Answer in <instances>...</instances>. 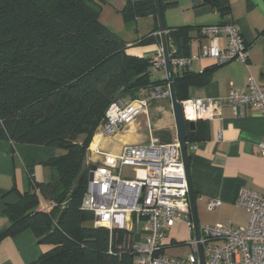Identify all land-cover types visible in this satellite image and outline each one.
<instances>
[{
    "label": "trees",
    "instance_id": "trees-1",
    "mask_svg": "<svg viewBox=\"0 0 264 264\" xmlns=\"http://www.w3.org/2000/svg\"><path fill=\"white\" fill-rule=\"evenodd\" d=\"M105 1L0 0V140L62 151L45 162L49 180L31 178V191L4 211L9 224L0 230V240L29 229L50 246L29 264H133L132 235L93 225V212L81 207L89 173L84 162L110 103L136 99L142 89L167 87V81L152 77L153 58L127 53L126 42L99 21V2ZM176 1L159 0L162 13ZM202 2L221 17L229 12V0ZM120 12L125 22L146 16L156 21L154 0H126ZM192 28L166 27L168 47L187 55ZM157 30L155 24L138 42L157 40ZM185 69L173 71L178 101L211 71ZM200 121L185 145L202 138ZM155 137L172 141L167 129L156 130Z\"/></svg>",
    "mask_w": 264,
    "mask_h": 264
},
{
    "label": "crops",
    "instance_id": "crops-1",
    "mask_svg": "<svg viewBox=\"0 0 264 264\" xmlns=\"http://www.w3.org/2000/svg\"><path fill=\"white\" fill-rule=\"evenodd\" d=\"M114 1L99 2V21L126 42L127 53L153 58L161 47L158 30L153 33L158 35L157 40L146 44L138 40L150 33L157 20L146 16L134 22H125L120 11L126 0ZM163 20L165 28L184 25L193 27L189 31L190 54H197L200 46L208 43V39L199 34V27L223 21L235 25L249 45L246 63L235 60L216 64L211 59L193 60L185 71L200 73L205 68H211V71L205 83L189 86L187 99L226 97L232 88L244 85L248 75L259 85H264V0H229V12L223 17L215 9L203 4L202 0H177L174 6L164 9ZM128 24H135L136 32L127 34ZM219 44L225 45L223 37L219 39ZM155 71L151 72L153 78L164 77V71ZM165 86L161 84L155 88L142 89L139 96L143 93L160 96L166 91ZM171 117L165 115L164 124L161 123L156 130H169L174 140L172 114ZM198 129L202 138L186 144V154L199 226H246L249 213L235 204V195L239 186L264 195V160L257 151V144L264 140V117L254 109L240 107L238 113L234 114L230 106L224 103L220 116L200 121ZM121 137L118 131L101 137L100 147L110 153H117L120 143L124 142ZM61 152L49 146L0 140V230L9 224L4 212L6 206L17 202L19 194L31 191V178L38 183L47 182L51 172L45 162ZM211 200L218 201V205L209 209L207 204ZM180 231H187L185 224L176 220L167 231L165 253L167 247L186 243L187 239L179 238ZM49 248V245L39 243L31 230L25 229L0 240V264H29ZM168 255L177 257L179 253Z\"/></svg>",
    "mask_w": 264,
    "mask_h": 264
},
{
    "label": "built area",
    "instance_id": "built-area-1",
    "mask_svg": "<svg viewBox=\"0 0 264 264\" xmlns=\"http://www.w3.org/2000/svg\"><path fill=\"white\" fill-rule=\"evenodd\" d=\"M199 34L208 39L197 54H179L174 45L168 47L172 71L180 73L195 59H211L216 64L231 61L246 63L249 45L238 28L231 23L203 25ZM225 39V45L219 39ZM154 69L164 71L161 47L153 57ZM163 94L168 95V89ZM186 122L208 120L220 116L227 103L234 114L238 108L254 109L264 117V85L248 75L246 83L232 88L223 98H196L180 101ZM146 99L136 98L110 103L102 118L99 139L129 124L145 111ZM89 143L87 155H101L93 161L88 173L87 189L81 207L93 212V225L128 231L133 237V264H199L200 244L204 264H264V195L239 186L235 204L249 213L246 226L204 224L199 226V239L193 233L187 198L185 171L179 144L150 137L147 143L124 144L117 153H104L98 143ZM264 160V140L257 144ZM142 168L134 176L122 177V167ZM218 201L208 202L209 209ZM176 220L190 228L186 241L190 250L185 256L173 257L164 252L167 231Z\"/></svg>",
    "mask_w": 264,
    "mask_h": 264
},
{
    "label": "rangeland",
    "instance_id": "rangeland-1",
    "mask_svg": "<svg viewBox=\"0 0 264 264\" xmlns=\"http://www.w3.org/2000/svg\"><path fill=\"white\" fill-rule=\"evenodd\" d=\"M119 0H115L114 3H117ZM101 10V9H100ZM164 11V10H163ZM133 24V23H132ZM135 25V24H134ZM128 24L127 29L128 33L136 32L134 30L135 26ZM141 30V29H140ZM156 69H151V72H154ZM156 72V71H155ZM138 98L146 99L147 106L145 111L137 114L134 119L126 125H122L123 127L115 130L114 133L118 131V134L121 135V139L124 142L120 143V148L124 144H140L147 143L150 137H155V131L158 127L161 126V123L164 124V116L172 114L171 105L169 102V95L163 94L157 96L155 93L152 96L150 94H140ZM172 118V117H171ZM162 120V121H161ZM102 120L98 124L95 129L94 134L92 135L91 141L94 140L95 143H98L99 149L104 153H110L109 151H105V149L100 147L99 144V136L97 133L102 129ZM97 135V136H96ZM111 135V134H110ZM83 137H79L78 140H82ZM103 138V137H102ZM90 141V142H91ZM58 149V148H56ZM60 150V149H59ZM120 150V149H119ZM99 158H103L101 155H87L85 157L84 167L88 165L89 169L91 168L93 161L98 160ZM104 159V158H103ZM142 168L132 165H125L122 167V177L134 176L136 173H140ZM183 222V221H182ZM184 223V222H183ZM185 224L187 231H180L178 236L182 240H188L190 237V228ZM173 247H176L173 249ZM187 250H190L189 245L186 243H182L180 245L167 247V254L179 253V256H185ZM174 252V253H173Z\"/></svg>",
    "mask_w": 264,
    "mask_h": 264
},
{
    "label": "water",
    "instance_id": "water-1",
    "mask_svg": "<svg viewBox=\"0 0 264 264\" xmlns=\"http://www.w3.org/2000/svg\"><path fill=\"white\" fill-rule=\"evenodd\" d=\"M106 1H111V0H106ZM154 6H155L157 26H158V33L161 41V49L165 60L164 78L167 81L168 95L170 98L172 115L174 119L175 140L179 144L181 159L185 171V178L187 184V198H188L190 216L193 226V233L195 238L199 239V223L196 213L195 199L193 196V191L189 179L188 162H187L186 145H185V140L187 136L192 135L194 132L195 121L186 122V120L183 117L181 103L176 98L174 84H173V71L170 64L168 45L165 37L163 13L159 0H154ZM197 249H198L199 264H204L203 253L200 244L197 245Z\"/></svg>",
    "mask_w": 264,
    "mask_h": 264
},
{
    "label": "bare ground",
    "instance_id": "bare-ground-1",
    "mask_svg": "<svg viewBox=\"0 0 264 264\" xmlns=\"http://www.w3.org/2000/svg\"><path fill=\"white\" fill-rule=\"evenodd\" d=\"M97 136V135H96ZM95 145V142H93V146Z\"/></svg>",
    "mask_w": 264,
    "mask_h": 264
}]
</instances>
